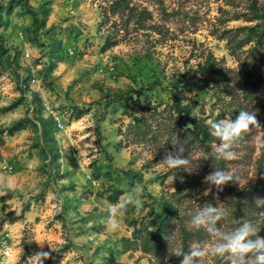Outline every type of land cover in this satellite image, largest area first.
I'll use <instances>...</instances> for the list:
<instances>
[{
    "label": "rangeland",
    "instance_id": "374dc122",
    "mask_svg": "<svg viewBox=\"0 0 264 264\" xmlns=\"http://www.w3.org/2000/svg\"><path fill=\"white\" fill-rule=\"evenodd\" d=\"M98 2L0 0V174L16 184L14 192L0 197V232H12L14 244L20 246L17 251L13 244L9 264H31L30 258L41 251L49 253L46 264H149L129 244L133 222L151 213L158 219L163 210L152 197L174 190L176 184L171 175L160 183L156 175L165 165H143L147 152L125 142L119 128L138 115L145 102L168 101L167 85L177 76L184 100L195 103L197 115L211 119L218 105L212 104L211 89L191 69L205 53L234 66L225 39L217 34L223 26L252 25L264 13V0H183L197 9L190 31L179 33L172 46L157 43L148 58L140 40H106L109 23L99 25ZM168 17L171 30L186 29L180 18L185 13ZM133 31L129 29V37ZM192 41L197 51L190 53ZM259 111L262 108L255 109ZM257 120L261 127H253L234 145L238 158L224 161V166L239 177L235 193L264 199V187H254L264 173V120L260 115ZM17 122L19 128L7 130ZM218 143L214 138L213 145ZM195 170L202 190L193 199L196 211L208 202L230 209L236 195L226 186L208 190L203 182L214 169ZM133 189L140 190L143 207L128 205L118 227L111 229L107 204ZM258 211L264 213V206ZM195 212L182 214L183 223L191 224ZM231 225L227 218L218 227L231 231ZM48 228L55 235H45ZM35 233L42 247L38 243L34 248ZM211 239L207 235L192 245L207 247ZM173 259L165 263L174 264ZM210 261L211 256L205 257L199 264Z\"/></svg>",
    "mask_w": 264,
    "mask_h": 264
},
{
    "label": "trees",
    "instance_id": "16d2710c",
    "mask_svg": "<svg viewBox=\"0 0 264 264\" xmlns=\"http://www.w3.org/2000/svg\"><path fill=\"white\" fill-rule=\"evenodd\" d=\"M181 1L183 0H99L102 9L99 25L109 23L106 40L110 43L126 37L140 40L141 48H145L144 55L151 58L157 43L172 46L179 33L187 34L189 27L194 24L193 12L197 9L192 7V3L184 5ZM169 5L171 7L168 9ZM154 10L157 11L156 16ZM173 12L186 14V17H180L186 29H170L167 20ZM260 16V20L252 25L223 26L217 34L225 39L228 53L236 62L234 66L224 64L223 60L217 59L212 53H205L200 55L195 67L191 69L211 89L214 95L212 104L218 105V113L209 120H219L226 115L234 120L241 109L255 112L256 108H262V113L259 111L256 114L264 120V13ZM253 18L256 17H249ZM129 29L134 30L132 37H129ZM191 43L190 53L197 51L193 41ZM181 81V76L169 81L168 101L145 102L140 106V113L134 115L124 128H119V132L126 138L125 142L133 144L139 152H147L143 165L162 161L165 151L172 150L171 139L177 137L185 145L184 155L191 161L193 169L192 172H186L168 170L165 166L156 175V179L163 183L171 175L176 187L172 191L163 190L159 197H152V201L162 208L163 213L158 219L151 213L142 215L133 222L129 244L133 250H140L149 264H166L165 261L168 262L172 257L174 264H180V257L171 256L166 259L168 249L182 247L188 252L193 242H201L208 235L203 229L197 230L191 224H184L181 216L184 213L191 215L196 211L193 199L198 198L202 192L201 177L195 169L205 166L214 169L215 166L227 171L224 160L214 159L215 137L210 134L208 120L194 112V102L184 100ZM20 126L21 123L17 122L7 130L12 131ZM205 156L208 159H204ZM260 175L256 179L255 189L264 187V179ZM225 186L236 195V200L229 204L228 219L234 224L230 229L247 220L258 224L259 235L264 233V213L259 214L256 198L240 196V190L235 193L234 182ZM173 230L179 232L180 239ZM211 259L209 264H221L222 261L223 264H229L231 261L215 257Z\"/></svg>",
    "mask_w": 264,
    "mask_h": 264
},
{
    "label": "clouds",
    "instance_id": "9594fccd",
    "mask_svg": "<svg viewBox=\"0 0 264 264\" xmlns=\"http://www.w3.org/2000/svg\"><path fill=\"white\" fill-rule=\"evenodd\" d=\"M207 125L210 134L217 138L218 144L213 147V155L216 161H232L237 159L234 145L253 127H261L254 111L241 109L233 120L230 116L219 120H208ZM172 150L165 151L161 163L168 170H183L192 172L191 161L184 155L186 147L177 137L171 139ZM204 159H208L207 156ZM256 172L250 178H255ZM264 179V173L260 175ZM203 182L217 190H222L229 182H239V177L230 171H225L214 166V170L204 176ZM241 186V185H240ZM16 190V184L7 176L0 174V197ZM258 206H264V199L257 198ZM128 205L136 208L142 207L141 192L133 189L132 193L115 204H107L105 211L108 213L107 225L115 230L118 227V219L121 212L126 211ZM230 212L227 207L205 203L191 217V226L197 230L203 229L212 238L207 247L194 244L188 252L182 247L168 249V257H180V264H199L205 257L229 259L231 264H264V237L259 235L258 228L251 221H243L231 231H223L218 224L228 218ZM43 246V243L38 242ZM53 250V249H52ZM54 251V250H53ZM49 258L48 252H38L31 257V264H43V260Z\"/></svg>",
    "mask_w": 264,
    "mask_h": 264
},
{
    "label": "built area",
    "instance_id": "2783aa9c",
    "mask_svg": "<svg viewBox=\"0 0 264 264\" xmlns=\"http://www.w3.org/2000/svg\"><path fill=\"white\" fill-rule=\"evenodd\" d=\"M8 168H11V166L8 165ZM12 240V235L9 231L0 232V264H9L7 258L12 248ZM43 264H46L45 261H43Z\"/></svg>",
    "mask_w": 264,
    "mask_h": 264
},
{
    "label": "crops",
    "instance_id": "0c3cea01",
    "mask_svg": "<svg viewBox=\"0 0 264 264\" xmlns=\"http://www.w3.org/2000/svg\"><path fill=\"white\" fill-rule=\"evenodd\" d=\"M82 116V113L81 114H79V116L78 117H81ZM81 200L78 202V205H80V206H82V198H80ZM42 223H45V221L43 222V220H42ZM81 231V230H80ZM45 235H47V236H50V235H52L53 236V234L55 235V231L54 230H52L51 228H48V230H46L45 232ZM82 233V232H81ZM10 234H12V236H13V233L12 232H10ZM44 235V236H45ZM13 239V238H12ZM36 239H37V235H36V233L34 234V241H35V243H34V248H38V246H39V244L37 243V241H36ZM14 240L15 239H13L12 241V246H13V244H14ZM49 240H52L51 238L49 239ZM16 242V241H15ZM52 243H54V242H49V244H52ZM15 249H17V251H19V247L20 246H16L15 244H14V246H13ZM16 251V252H17Z\"/></svg>",
    "mask_w": 264,
    "mask_h": 264
}]
</instances>
